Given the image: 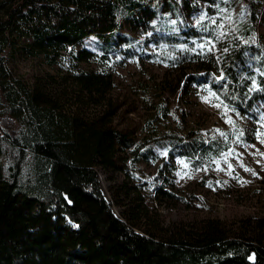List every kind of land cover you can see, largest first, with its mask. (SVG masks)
I'll list each match as a JSON object with an SVG mask.
<instances>
[{"label": "trees", "instance_id": "trees-1", "mask_svg": "<svg viewBox=\"0 0 264 264\" xmlns=\"http://www.w3.org/2000/svg\"><path fill=\"white\" fill-rule=\"evenodd\" d=\"M203 2L205 16L183 25L202 11ZM263 4L0 0V264H264V216L253 220L249 236L228 235L218 218L189 229L157 223L145 193L152 188L175 198L170 179L162 176L157 185L146 186L133 168L156 160V148L200 164L219 153L221 142L196 129L159 127L168 109L159 95L154 98V87L137 93L148 109L142 125L119 127L114 119L133 107L123 111L124 103L112 98L115 83L108 69L89 67L110 60L121 44L130 52L132 32L152 33L168 45L161 59L194 65L192 84L233 113L247 115L264 104V36L256 30ZM87 37L97 40L102 55L75 48ZM203 39L213 44L210 50L187 47ZM17 42L49 66L66 55L64 71L28 84L9 67L7 49ZM235 132L243 136L242 128ZM98 171L110 181L123 176L112 190L126 222L105 200Z\"/></svg>", "mask_w": 264, "mask_h": 264}, {"label": "rangeland", "instance_id": "rangeland-1", "mask_svg": "<svg viewBox=\"0 0 264 264\" xmlns=\"http://www.w3.org/2000/svg\"><path fill=\"white\" fill-rule=\"evenodd\" d=\"M205 5L203 2L202 11L188 17L183 25H195L201 20L205 16ZM214 18L209 16L212 21ZM256 30L264 36V4ZM120 31L128 33L125 28ZM158 35L162 37L161 33ZM130 37L133 40L130 52L125 53L121 44L110 60L89 63L92 69L106 68L112 74L115 87L111 96L124 103L122 110L128 109L129 105L133 107L128 114L118 115L114 123L128 128L142 125L148 109L142 105L137 93L142 91V86L154 87L157 90L154 98L159 95L168 109L167 118L159 127L164 131H177L181 127L196 129L208 140L217 138L221 142L219 153L208 160L202 159L200 164L194 165L190 160L156 148V160L141 162L133 168L139 182L147 183L146 186L157 185L162 176L170 179L175 198L157 195L150 191L152 188L145 193L152 216L162 227L183 229L196 226L202 219L218 218L228 235L249 236L253 220L264 216V104L257 103L247 115L233 113L201 86L189 81L196 70L194 65H170L161 59L160 53L167 50V44L161 40L156 42L152 33L132 32ZM96 42L94 37H87L75 48L91 49L102 55ZM20 43L7 49L11 54L9 67L17 77L32 84L47 72L59 74L64 71L68 61L66 55L55 66H49L41 58L26 54ZM212 46L209 39L187 43L190 50L198 51L210 50ZM238 128L243 129V136L236 134ZM97 174L100 190L113 214L125 221L121 216L122 207L115 204L112 190L115 181L121 182L123 176L115 175V181H110L103 171ZM137 232L142 233V230Z\"/></svg>", "mask_w": 264, "mask_h": 264}, {"label": "snow or ice", "instance_id": "snow-or-ice-1", "mask_svg": "<svg viewBox=\"0 0 264 264\" xmlns=\"http://www.w3.org/2000/svg\"><path fill=\"white\" fill-rule=\"evenodd\" d=\"M246 171H250L249 169H245Z\"/></svg>", "mask_w": 264, "mask_h": 264}]
</instances>
